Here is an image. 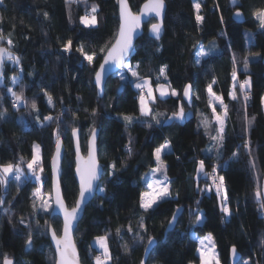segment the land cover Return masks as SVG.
Wrapping results in <instances>:
<instances>
[{"label":"trees","instance_id":"trees-1","mask_svg":"<svg viewBox=\"0 0 264 264\" xmlns=\"http://www.w3.org/2000/svg\"><path fill=\"white\" fill-rule=\"evenodd\" d=\"M128 1L132 10L137 11L144 0ZM92 2L99 5L98 26L84 28L79 17ZM193 2L165 0L162 37L155 40L147 35L148 24L154 22L150 20L143 26V34L136 41L135 52L128 61L133 67L139 63L140 76L149 78L152 87H155L159 69L164 65H167L172 88L181 93L186 84L193 86L191 104L183 101L188 116L182 121H166L165 117H160L159 124L139 114V91L130 83L131 76L127 75L124 81L116 74L108 77L103 96L99 98L93 76L103 54H99L89 66L75 51L80 43L87 46L89 53L93 50L99 53L100 47L111 45L119 25L117 0H87L86 4H72L70 9L64 0H3L0 3V16L3 17L0 34L8 37L11 33L13 50L21 57L19 67L5 62L0 83V110L7 109L8 113L5 120H0V163L20 162L27 173L26 161L31 159L33 143L38 142L45 167L43 175L47 177L42 189L43 193L50 192L49 160L54 149L53 132L59 126L64 133L65 146L62 193L66 204L71 207L78 193L73 172L71 128L75 126L80 130L83 153L86 152L90 129L93 126L99 129V162L103 167L99 184L105 192H96L76 227L74 238L81 264H93L99 250L90 252V242L106 232L110 233L111 264H139L149 237H153L156 243L146 264H200L196 237L208 233L214 237L221 264H230L229 253L233 245L240 254L236 264L244 261L264 264V247L261 246L264 213L258 211L254 196L264 177V111L261 104L264 95V29L252 15L254 10L264 8V0H238L237 6L230 0H202L200 14L205 19L200 25L196 23ZM238 7L243 15L241 23L232 18ZM44 12L49 14L47 19ZM69 38L73 39L72 52L64 53L62 44ZM213 43L215 50L200 57L197 64L199 46L210 47ZM0 44L7 47L6 40ZM233 54L238 60V79L250 78L252 84L246 110L249 117L255 116L256 119L247 137L243 131L244 102L242 99L232 101L228 97L232 85ZM245 56L249 58L247 71L243 67ZM16 72L21 76L19 84L11 82ZM213 79L216 80L213 91L222 95L229 105L224 146L218 153L207 150L213 143L210 135L216 134L214 122L208 134L200 125L203 116L212 119L206 86ZM8 87L17 92L23 88L29 105L32 99H36L38 113L24 103L13 108ZM45 91L53 97L54 107L48 106ZM179 102L175 97H167L157 99L151 107L155 112L169 116ZM93 109L97 113L95 116L92 115ZM37 114L40 121L44 116L59 114L60 121L53 120L41 126L36 120ZM122 115H132L137 120L126 125ZM166 139L171 142V148L162 154V159L167 165L172 197L144 213L139 208L140 193L145 191L141 177L154 167L152 153ZM245 139L250 141L255 169L251 167L248 150L243 146ZM130 140L131 155L126 149ZM233 153L237 155L233 156ZM21 157H24L23 161ZM200 160L205 161V172L211 173L215 165L217 174L225 178L232 213L228 219L220 211L214 188L205 192L198 190L212 184L203 174L197 175ZM113 162L117 171L109 176V165ZM36 187L34 180L21 184L19 192L14 180L7 185L5 202L0 205V264L5 254L14 260V264H55L45 221L52 224L58 234L62 223L59 217L53 218L43 212L33 215L31 196ZM3 194L0 190V195ZM178 207L182 212L176 225L165 233L168 220ZM197 208L199 213L195 212ZM4 209L9 211L5 213ZM196 214L202 215L199 224L193 223ZM142 215L146 230L139 228ZM21 218L30 227L21 224ZM129 227L133 232L128 231ZM118 228L121 229L120 236L116 234ZM29 231L33 234V243L31 248H26ZM134 233H139V238ZM125 243L130 248L127 254L122 248Z\"/></svg>","mask_w":264,"mask_h":264},{"label":"snow or ice","instance_id":"snow-or-ice-1","mask_svg":"<svg viewBox=\"0 0 264 264\" xmlns=\"http://www.w3.org/2000/svg\"><path fill=\"white\" fill-rule=\"evenodd\" d=\"M65 5L69 7L74 3H87V0H64ZM3 3V0H0ZM119 5V18L120 23L117 32L114 34L113 40L110 46L105 45L100 47L99 53L93 50L91 53L86 51V45L80 43L76 46L75 51L80 54L83 61H87L89 66L94 64L96 57L99 54H103V62L99 65V68L95 70L94 73V85L97 89V94L101 95L105 86V78L107 73L116 70V75L119 76L121 81L126 79L124 70L131 74L133 80L130 81L132 85L139 90V112L142 117H150L152 121L159 124L160 117H165L166 121H182L185 119L187 113L185 112V107L183 101H188L191 103L192 88L191 84H186L183 88L182 95L175 88H172L171 83L167 76V65L161 66L159 69V75L157 76L155 87H152V83L149 78L141 77L139 74V63L133 67L128 61L129 58L135 52L134 37L137 31L141 28L142 23L145 22V18L154 17L156 19L155 23L149 25V32L156 39H159L163 30V13L165 11V0H145V3L140 7L139 12H133L129 6L128 0H117ZM234 6L238 5V0H231ZM202 0H194L193 8L196 12V23L200 25L203 23L205 17L200 14L201 12ZM98 9L99 5L92 2L90 8L85 11L84 15L79 17V23L84 28H95L98 26ZM236 17H240L242 12L237 8L234 13ZM253 17L259 21V27L264 29V8L256 9L252 13ZM44 17L47 19L49 14L44 12ZM69 19L71 20V12H69ZM3 17L0 16V21ZM221 23H223V16H221ZM6 40L7 47L0 44V81H2L3 69L5 67V61H11L14 65L19 67L21 65V57L14 52V43L11 39V33L8 37H4L0 34V41ZM251 38H249V41ZM246 41V42H249ZM73 46V39H67L63 44L61 51L64 53H71ZM159 49H157L158 51ZM215 50V44L213 43L210 47L204 45L199 46L197 52L196 63H200L199 57H205L211 54ZM250 55H259V53H250ZM233 69L231 73L232 85L228 92V97L232 101L243 100L244 102V134H247L254 123L256 117H249L247 115V102L249 101L251 93V79L245 78L244 80H239L237 75V64L238 60L235 54L232 56ZM243 67L247 71L249 68V58L245 56L243 58ZM22 72L23 69L21 68ZM31 75V73H29ZM13 84L21 83V76L19 74L14 75L11 78ZM216 80L213 79L207 86L206 92L208 94V107L211 108V117L209 120L207 116H203L200 121V125L205 129L206 134H208V129L215 125V135H210V140L213 142L212 146L207 150L209 152L215 150L217 153L224 146L225 140V125L229 119V105L225 103L224 97L213 91V85ZM7 93H9L13 99L12 107L16 108L19 104L24 103L26 107L31 108L33 112L38 113L36 99H32L30 105L25 98L23 88L19 92L14 91L12 87L7 88ZM154 93H158V96ZM47 97V103L49 107H54L53 97L47 92H44ZM167 97H175L178 101L176 110L169 116H165L164 113L155 112L151 105L155 104L157 99L164 100ZM79 99V98H78ZM61 103L63 101L61 100ZM261 104L264 105V97H261ZM217 106L220 111H217ZM87 111V109H85ZM7 109L0 110V120H5L7 117ZM96 110H92V115L95 116ZM199 114V113H198ZM75 119V114L73 115ZM122 119L125 121L126 125H130L137 120L136 117L132 115H122ZM36 120L44 126L52 122L53 120L60 121V115L56 117L51 115L44 116L43 121H40V117L37 114ZM151 127V124H149ZM63 132L58 128L53 132L54 136V151L50 160L51 167V181L52 189L48 193H43L42 188L47 182V177L44 176L45 167L43 164L41 146L37 143H33L31 151V159L26 161L27 173L24 171V167L20 162H8L0 163V190L4 193L0 195V205L5 202V195L7 192V185L10 180L16 182L17 191L20 190V185L27 182L28 180H34L37 187L32 192V209L33 215H37L40 212L49 214L56 218L57 216H62L63 227L60 234L57 233L56 229L47 220L45 221V228L48 234L51 236V240L55 245L54 261L55 264H80V258L77 252V245L74 238V233L76 231V223L79 219L80 212L85 204V201L89 196L95 194L96 192L104 193L105 188L101 187L99 184L100 177L103 175V170L99 164V144H98V130L93 126L89 131V136L87 140V155L82 153L80 130L73 126L71 128V136L74 142L75 151V179L78 181V196L75 201L74 206L68 207L65 202L64 196L62 194V185L64 173V160L65 152L63 145ZM244 148L248 150L249 162L253 169H255V160L252 157L250 141L248 139L244 140ZM171 148V142L165 140L164 143L156 147L152 153L155 160L156 166L150 169L151 177L146 178L142 176L141 180L146 184V190L142 191L139 196V208L144 212L148 213L154 206L161 202H165L172 197L171 193V181L167 175V165L162 159V154ZM128 154H132L131 140L129 145L126 146ZM237 153H233L236 156ZM21 161L24 157L20 158ZM111 171L109 176L114 175L117 171V165L115 162L109 165ZM196 173L199 176L203 174L205 177L212 181L211 185L205 188L198 189L201 192L212 191L215 189L219 204L220 211L223 213L225 219L231 217V209L229 206V196L227 192V187L225 184L224 176H219L217 174V167L214 165L212 167L211 173L205 172V161L200 160L197 162ZM159 174L162 178H156ZM255 200L258 204V211L264 213V189L258 186L254 192ZM199 204V201H197ZM5 213L9 210L4 209ZM181 212V208H177L176 211L172 213V219L168 220L170 226H174V222L177 221L178 214ZM199 213V209L195 210ZM202 222V215L196 214L194 224H199ZM20 223L25 227H30L29 224L25 223L24 219L21 218ZM139 228L145 229L144 217L143 215L139 219ZM129 232H133L131 227L128 228ZM117 236L121 235V229L116 230ZM139 238V233H134ZM199 242V247L197 251L199 252L200 264H221L219 255L216 251L217 245L214 240L212 233L206 234L204 237H196ZM110 233H105L103 235H97L94 238L93 245L89 246V251L99 250V254L94 256V264H111L113 257L110 251ZM155 242L153 237L148 238V244L145 245V252L150 251V245ZM33 243V234L31 231L28 233V238L25 241V247L31 248ZM261 246L264 247V239L261 240ZM123 251L127 254L130 251L129 245L127 243L122 245ZM231 257L234 262H238L239 253L235 245L231 248ZM2 264H14L12 258L7 254L4 255ZM140 264H146L144 259H141ZM243 264H249L248 261H244Z\"/></svg>","mask_w":264,"mask_h":264},{"label":"water","instance_id":"water-1","mask_svg":"<svg viewBox=\"0 0 264 264\" xmlns=\"http://www.w3.org/2000/svg\"><path fill=\"white\" fill-rule=\"evenodd\" d=\"M129 2V1H128ZM145 3V0L139 5V7H138V9H137V11H133L132 10V8H131V6H130V4H129V6H130V8H131V10L133 11V12H139V10H140V7L143 5ZM166 5V4H165ZM117 8H118V17H119V11H120V9H119V5H118V3H117ZM165 9H166V7H165ZM237 11V10H236ZM235 11V12H236ZM234 12V13H235ZM234 13L232 14V18H233V20L234 21H236V22H239V23H241L242 21H243V15H241L240 17H236L235 15H234ZM164 14H165V11H164V13H163V20H164ZM150 20H153L154 22H152V23H155L156 22V19L154 18V17H151V18H145V22L144 23H142V25H141V28L137 31V33L135 34V37H134V45H135V43H136V41L139 39V37L143 34V26L145 25V24H147V23H149V21ZM119 23H120V18H119ZM151 23H149L148 24V26H147V35L149 36V37H151L152 39H155V40H159L161 37H162V35H163V32H164V26H163V30H162V33H161V36H160V38L159 39H156L154 36H152L151 34H150V32H149V25H150ZM118 27H119V25H118ZM118 30V29H117ZM113 42H114V40H113ZM112 42V43H113ZM6 62V61H5ZM103 62V57H102V59H101V62L99 63V65L101 64ZM99 65H98V67H97V69L99 68ZM16 66V65H15ZM17 67V66H16ZM116 73V70L115 69H113L112 71H110L109 73H107V75H106V78H105V82H106V80L108 79V77H110L111 75H113V74H115ZM93 84H94V76H93ZM189 84V83H188ZM95 86V85H94ZM184 88V87H183ZM96 92H97V89H96ZM182 92H183V89H182V91H181V95H182ZM103 93H104V90H103ZM103 93L101 94V95H98L97 94V96L99 97V98H102V96H103ZM192 95H193V91H192ZM191 101H192V96H191ZM184 102H186L188 105H190L189 104V102L188 101H184ZM97 130H98V135H99V129L97 128ZM87 140H88V138H87ZM71 142H72V150H73V163H74V168H73V172H74V178H75V151H74V142H73V140H72V136H71ZM64 145V144H63ZM53 151H54V149H53ZM64 151H65V146H64ZM53 153V152H52ZM83 153V152H82ZM85 156L87 155V142H86V152L85 153H83ZM52 156V155H51ZM50 160H51V157H50ZM50 160H49V169H50V183H51V189H52V181H51V167H50ZM99 164H100V162H99ZM101 165V164H100ZM101 167H102V165H101ZM102 170H103V167H102ZM102 177V176H101ZM101 177H100V180H101ZM100 180H99V182H100ZM75 181H76V184H77V190H79L78 189V181L75 179ZM261 188L262 189H264V177H263V179H262V181H261ZM63 194V193H62ZM96 194V193H95ZM95 194H93V195H91V196H89L88 197V199L85 201V204H84V206H83V208H82V210H81V212H80V215H79V219H78V221H77V223H76V227H77V225H78V223H79V221L81 220V218H82V216H83V213H84V210H85V207H86V205L93 199V197L95 196ZM77 196H78V193H77ZM76 199H77V197H76ZM76 201V200H75ZM74 204H75V202H74ZM74 204H73V206H74ZM72 207V206H71ZM179 208H181V207H179ZM177 209V208H176ZM176 209L174 210V211H176ZM181 212H182V208H181ZM181 212L178 214V217L180 216V214H181ZM50 216V215H49ZM50 217H53V216H50ZM57 217H59V219L61 220V223H62V227H63V218H62V216H57ZM178 217H177V219H178ZM170 219H172V215H171V217H170ZM169 219V220H170ZM177 222V221H176ZM176 222H174V226H170L168 223H167V225H166V228H165V233H167L168 231H171L174 227H175V225H176ZM62 227H61V232H62ZM60 232V233H61ZM48 237H49V242H50V245H51V247H52V249H53V252H54V254H55V245L53 244V242H52V240H51V236H50V234H48ZM155 240V239H154ZM155 243H156V241L152 244V245H150V251L152 250V248L154 247V245H155ZM147 244H148V242H147ZM146 244V245H147ZM231 250V249H230ZM150 251L148 252V253H146L145 252V248H144V251H143V255H142V258L141 259H144L145 260V262L147 261V258H148V255H149V253H150ZM77 252H78V255H79V251H78V248H77ZM79 258H80V256H79ZM239 259H240V254H239ZM229 260H230V264H236L237 262H234L233 261V259H232V257H231V251H230V253H229ZM14 261V260H13ZM80 264H81V262H80ZM140 264V263H139Z\"/></svg>","mask_w":264,"mask_h":264},{"label":"rangeland","instance_id":"rangeland-1","mask_svg":"<svg viewBox=\"0 0 264 264\" xmlns=\"http://www.w3.org/2000/svg\"><path fill=\"white\" fill-rule=\"evenodd\" d=\"M231 1V0H230ZM198 57H197V53H196V59H197ZM200 58V57H199ZM9 63L10 64H12L13 65V63L11 62V61H9ZM124 72H125V76H131V74L130 73H128L127 72V69H125L124 70ZM16 74H19V72H16V73H14L13 74V76L14 75H16ZM20 75V74H19ZM132 77V76H131ZM0 83H2V81H0ZM133 86V85H132ZM134 87V86H133ZM135 88V87H134ZM154 88V87H153ZM139 91V90H138ZM156 95L158 96V93H156ZM262 97H264V95L262 96ZM138 105H139V102H138ZM262 108H263V111H264V105H262ZM217 111L219 112L220 111V109H219V107L217 106ZM139 114H140V112H139ZM189 114V113H188ZM188 114L186 115V116H188ZM35 143H37V144H39L38 142H36L35 141ZM40 145V144H39ZM41 146V145H40ZM156 166V164L154 165V167ZM146 174H147V178H150L151 177V173H150V170L149 171H147L146 172ZM156 178H162V177H160V175L159 174H157L156 175ZM16 183V182H15ZM145 190H146V184H145ZM42 192H43V189H42ZM204 237V236H203ZM93 241H94V238L91 240V242H90V244L91 245H93V246H95L94 244H93ZM197 245H198V247H199V242H198V240H197ZM198 247H197V249H198ZM217 251V250H216ZM99 254V253H98ZM197 254L199 255V252L197 251ZM93 264H94V260H93Z\"/></svg>","mask_w":264,"mask_h":264}]
</instances>
